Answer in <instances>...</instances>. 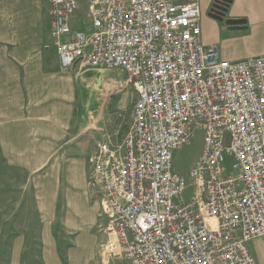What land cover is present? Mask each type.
<instances>
[{"label": "built area", "instance_id": "obj_1", "mask_svg": "<svg viewBox=\"0 0 264 264\" xmlns=\"http://www.w3.org/2000/svg\"><path fill=\"white\" fill-rule=\"evenodd\" d=\"M48 1L61 65L120 71L135 95L123 139L107 136L90 159L89 191L112 230L102 259L118 249L129 264H259L264 54L233 61L204 44L200 0ZM198 132L185 176L175 150Z\"/></svg>", "mask_w": 264, "mask_h": 264}, {"label": "crops", "instance_id": "obj_2", "mask_svg": "<svg viewBox=\"0 0 264 264\" xmlns=\"http://www.w3.org/2000/svg\"><path fill=\"white\" fill-rule=\"evenodd\" d=\"M211 1L200 0L204 44L219 47L215 35L219 31L264 36V0H230L223 21L204 15L203 10ZM4 7H9L13 16L21 15L22 21L15 24L22 26L20 30L10 31L13 23ZM44 13L49 16L52 29L50 6L45 1L0 0V197L18 199L16 208L7 211L12 214L7 219H12L13 224L4 225V230L13 231L7 239V255L12 263L19 264H72L74 260L84 263L96 258L108 238L101 198L92 195L88 187L90 159L99 141L110 136L117 143L123 134L119 140L118 131L111 124L96 128L86 123L89 102L87 87H82L84 73L76 66L61 65L50 36L42 44V34L37 30L23 29L26 19L33 27L42 21ZM76 18L81 25L85 15L78 12ZM256 53L264 54V48ZM220 54L233 61L258 56L235 57V53L224 54L221 50ZM112 115L115 122L117 113ZM78 175L82 199L74 204L67 199L65 187L66 182L74 187ZM22 198L24 204L30 205L25 207V213L30 215L24 224L15 218L21 213ZM34 215L37 220L40 218L37 237ZM16 222L19 223L15 225ZM35 238L42 247L37 252L33 249ZM71 247L78 248L82 255L71 253ZM119 254L116 249L112 264H119ZM97 263L106 264L101 255Z\"/></svg>", "mask_w": 264, "mask_h": 264}, {"label": "rangeland", "instance_id": "obj_3", "mask_svg": "<svg viewBox=\"0 0 264 264\" xmlns=\"http://www.w3.org/2000/svg\"><path fill=\"white\" fill-rule=\"evenodd\" d=\"M45 1V4H48L49 8V1ZM47 6V5H46ZM5 12L9 15L10 23H13L10 26V31L13 30H20L22 28L21 25L15 27V24L22 21L21 15L20 18L17 16H13L14 12L12 13L9 7L5 8ZM13 14V15H12ZM49 16L44 13L42 21L38 22L37 25L29 27L28 21L24 22L23 29L28 30H37L40 34H42V44L43 41L45 42L52 38V29L50 28V23L48 22ZM215 35H217V43L219 45L220 50L222 53L232 52L235 53V57L245 56L246 54L251 55H259L256 52L264 48V36L259 33L254 32H240V31H219ZM47 44V43H46ZM45 44V45H46ZM51 45H53L51 43ZM50 45L48 44L47 47ZM78 72V71H77ZM79 73V72H78ZM83 78L82 87L85 89L87 87V95H88V102H89V113L86 115V123L88 122L89 125L95 126L96 128H102L103 126H108L111 124V128L115 131H118L119 140L121 139V134L123 137L126 133L128 126L131 124L133 120V104L135 102V95L131 94L129 88L126 87L124 84V76L120 71H100V70H90L84 75L81 76ZM87 85V86H85ZM105 95V97L103 96ZM103 96V97H102ZM97 97V99H96ZM112 113H117L116 121L114 122L112 119ZM101 114V115H99ZM117 128V129H116ZM124 131V132H123ZM121 133V134H120ZM122 137V138H123ZM203 147V139L202 133L198 132L195 137L192 139L189 145H185L177 150H175L173 165L176 171L188 176L189 171L192 165L197 161ZM230 163V159L229 162ZM78 177H75L74 187L70 186L66 182L65 187V194L68 200L74 202V204H78V202L82 199V187L78 180ZM23 184V183H22ZM73 188L75 191L73 192ZM191 189L186 191V194H190ZM17 197L11 200H2L0 197V264H19L17 262H13L9 260L7 252H8V238L12 235V230L5 229L4 225L6 224H13L12 219H7L12 216L11 213L7 214V211H11L12 208H16ZM20 200V199H19ZM25 198H22L20 208L21 213L19 216H15L16 219H19L20 224H24L26 219L29 217L30 214L25 213V207H30L28 204H24ZM36 204V203H35ZM70 205V204H69ZM5 207V213H2V209ZM35 222H34V231L35 237L39 235V231H37L38 219L37 215H34ZM12 220V221H11ZM19 222H16L17 225ZM3 225V226H2ZM7 235V237H6ZM34 252L41 249L42 247L38 246L39 241L35 238L34 239ZM264 244L259 249L255 246V244H251V250L253 255L257 259L258 262L264 261V253L263 251ZM101 249V248H100ZM99 249V250H100ZM71 253L81 256L82 253L78 251V248H70ZM101 252L97 253L95 260L96 262L100 261ZM112 257L107 260L105 258L106 264H112ZM117 259V258H115ZM92 259L87 260V262L79 263L76 260L72 261V264H96L95 261ZM119 264H123L126 262L123 257H120ZM125 260V261H124ZM94 262V263H93ZM32 264V263H28ZM33 264H41V263H33ZM98 264V263H97Z\"/></svg>", "mask_w": 264, "mask_h": 264}, {"label": "flooded vegetation", "instance_id": "obj_4", "mask_svg": "<svg viewBox=\"0 0 264 264\" xmlns=\"http://www.w3.org/2000/svg\"><path fill=\"white\" fill-rule=\"evenodd\" d=\"M224 3H222V2H220L219 0H212L210 3H209V5H208V7H206V9H204L203 10V13H204V15L205 16H212V17H214L215 18V14H214V11L216 10V8L218 7V6H220V7H224ZM217 19V18H216ZM219 20V19H218Z\"/></svg>", "mask_w": 264, "mask_h": 264}, {"label": "water", "instance_id": "obj_5", "mask_svg": "<svg viewBox=\"0 0 264 264\" xmlns=\"http://www.w3.org/2000/svg\"><path fill=\"white\" fill-rule=\"evenodd\" d=\"M219 1L224 2V3L226 2L227 4H225L224 7L218 6L216 10L214 11V14H215V18L219 19L220 21H223L226 15V12L228 10L227 6L229 3V0H219Z\"/></svg>", "mask_w": 264, "mask_h": 264}, {"label": "bare ground", "instance_id": "obj_6", "mask_svg": "<svg viewBox=\"0 0 264 264\" xmlns=\"http://www.w3.org/2000/svg\"><path fill=\"white\" fill-rule=\"evenodd\" d=\"M222 3H224V2H222ZM229 3H230V0H229ZM229 3H228V6H229ZM224 4H227V3L225 2ZM228 6H227V8H228ZM86 13H87V11H86ZM76 15H77V13H76ZM104 232L106 235H108L106 243H109V240H112V230H110L109 225L105 226Z\"/></svg>", "mask_w": 264, "mask_h": 264}]
</instances>
